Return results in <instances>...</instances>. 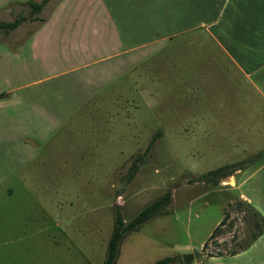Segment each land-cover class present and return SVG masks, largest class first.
Returning <instances> with one entry per match:
<instances>
[{"label": "rangeland", "instance_id": "1", "mask_svg": "<svg viewBox=\"0 0 264 264\" xmlns=\"http://www.w3.org/2000/svg\"><path fill=\"white\" fill-rule=\"evenodd\" d=\"M0 1V22L25 18L0 32V264H102L115 207L129 221L166 191L167 207L124 237L116 264L193 252L201 256L192 264H215L210 255L244 250L259 230L245 194L264 185V159L216 182L195 179L264 148V68L247 78L233 72L210 43L207 51L187 42L200 32L192 29L157 46L164 48L130 75L110 84L95 76L87 87L78 74L54 75L74 62L63 42L74 26L81 27L75 31L86 58L118 50L97 4L73 0L57 19L64 0H50L32 21L27 1L42 0L17 7ZM245 3L235 8L244 12ZM171 13L179 19L188 13L195 23L193 6ZM52 21L61 22L40 36ZM77 51L78 58L87 54ZM95 62L94 72L115 65ZM156 131L153 149L126 183L131 161Z\"/></svg>", "mask_w": 264, "mask_h": 264}, {"label": "crops", "instance_id": "2", "mask_svg": "<svg viewBox=\"0 0 264 264\" xmlns=\"http://www.w3.org/2000/svg\"><path fill=\"white\" fill-rule=\"evenodd\" d=\"M10 1L15 2L16 7L24 2V0ZM117 1L118 0H80V2L89 4L90 6L97 4L100 7L99 9L103 12L107 20V25L115 37L118 50L96 60H93V58H86L89 53H87V49L85 50L84 48L82 41L84 38L80 35H76L79 33L75 31V29L81 27L74 26L70 35L63 39V42H66V38L68 39V43L64 44L70 45L68 47V57L70 55L74 62L67 70L55 74V78L57 76L66 75L69 72L70 74H78L79 82L84 83L87 87L93 84L95 76L96 79L105 78L106 83L102 82L103 84H110L109 82L114 78L116 79V77L121 78L130 75L131 72L136 71L147 58L152 57L157 52L159 53L164 48L161 47L159 49L157 46L165 41L172 40L174 36H182L185 32L192 29L200 30V32L190 37L187 42L201 45V48L207 51L208 49L205 45L210 43L225 56L226 62L234 69L233 72H236L238 69L240 74L247 78L251 77L254 72L264 68V0H245L244 12L235 8L236 3L240 0L236 1L234 4L235 7L229 6L230 4L232 5L231 2L233 0ZM49 2L50 0L47 3ZM72 2L73 0H64V2H60L61 6H58L60 9L58 12L59 15L56 16L57 19L61 17L63 11L67 10L68 6L72 5ZM112 4L115 6L114 12ZM140 6L143 7L146 13L140 15L136 11ZM180 6L187 9H191L192 6L195 8V23H191L188 13H184L181 19H179L177 15L171 13L174 7L178 8ZM123 8L132 9V11L128 14H122L120 10ZM116 12L117 17L114 15ZM151 12H153V14L149 15ZM237 17H240L239 20ZM139 20H142V22ZM60 22L61 21H52L51 25H48L49 28L46 30L43 29L44 32L42 30L37 36L39 37L42 32L40 36L46 32L48 33L52 28V24L55 26ZM157 30L162 31L160 36L155 33ZM83 32L84 31H81L80 33L83 34ZM156 36L159 37L156 38ZM38 37L35 44L38 42ZM61 37V35H57V38L60 39ZM80 45H82V47ZM78 46L81 51L83 50L87 53H85L86 55L82 58L77 57ZM153 46L155 47L151 48ZM81 53L84 54L83 52ZM214 55V53H210L205 57L208 56V60H211L214 59ZM97 60L100 63L114 60L115 65L110 67L107 66L94 72L92 67L98 64L95 62ZM199 73L204 77L202 71ZM202 82H205L204 78H202ZM249 177L250 176H246V183ZM245 200L255 209L258 217L261 219V232L258 234V230L256 238L252 239L244 250L238 253L227 257H209L212 260L219 261L215 264H264V243H262L264 240V185L258 182L257 186L252 189L251 192L248 191V193L245 194ZM257 205L263 209L261 213Z\"/></svg>", "mask_w": 264, "mask_h": 264}, {"label": "trees", "instance_id": "3", "mask_svg": "<svg viewBox=\"0 0 264 264\" xmlns=\"http://www.w3.org/2000/svg\"><path fill=\"white\" fill-rule=\"evenodd\" d=\"M49 0H42L40 3H35L32 1H27V5L30 8V15L34 16L32 21H39L38 14L42 11L44 5ZM25 18L21 16H17L11 22H0V32L3 34H7L15 29H17L23 22ZM161 135L160 131H156L152 138L147 143L145 149L137 154L133 160L131 161L126 177V183H129L134 176L136 175L139 167L144 163L146 157L153 149L157 139ZM264 159V148L260 151L256 152L252 156H249L241 161L226 164L220 166L214 170L208 171L195 179L196 182H216L218 179L226 178L231 176L233 173L240 171L247 166L259 162L260 160ZM171 199L170 191H166L162 194L159 198L151 202L150 204L143 207L132 219L129 221H125L122 212L120 211V207L116 206L114 209V219H113V226L109 236V239L106 243L105 247V255L102 264H116L120 246L124 237L136 231L140 227H142L148 221L154 219L155 217L159 216L162 211L167 207ZM258 217V215H257ZM226 215L223 217L221 222L213 229L212 233L209 235L208 240L213 238L217 235L218 231L220 230ZM259 220V233L261 232V219L258 217ZM258 224V223H257ZM253 237L252 239H255ZM206 243L203 244V249L206 248ZM235 254V253H234ZM209 257H212L211 255ZM152 264H183L181 258L176 259L175 257H164L155 261Z\"/></svg>", "mask_w": 264, "mask_h": 264}, {"label": "water", "instance_id": "4", "mask_svg": "<svg viewBox=\"0 0 264 264\" xmlns=\"http://www.w3.org/2000/svg\"><path fill=\"white\" fill-rule=\"evenodd\" d=\"M200 256H201V253L199 252H193L191 254L186 253V254L181 255V260L183 264H191L195 258H198Z\"/></svg>", "mask_w": 264, "mask_h": 264}, {"label": "built area", "instance_id": "5", "mask_svg": "<svg viewBox=\"0 0 264 264\" xmlns=\"http://www.w3.org/2000/svg\"><path fill=\"white\" fill-rule=\"evenodd\" d=\"M192 264V263H191Z\"/></svg>", "mask_w": 264, "mask_h": 264}]
</instances>
